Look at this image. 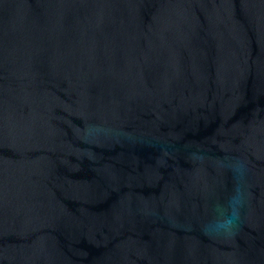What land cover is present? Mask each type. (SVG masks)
I'll list each match as a JSON object with an SVG mask.
<instances>
[{"label":"water","instance_id":"95a60500","mask_svg":"<svg viewBox=\"0 0 264 264\" xmlns=\"http://www.w3.org/2000/svg\"><path fill=\"white\" fill-rule=\"evenodd\" d=\"M0 264H264V0H0Z\"/></svg>","mask_w":264,"mask_h":264},{"label":"clouds","instance_id":"9594fccd","mask_svg":"<svg viewBox=\"0 0 264 264\" xmlns=\"http://www.w3.org/2000/svg\"><path fill=\"white\" fill-rule=\"evenodd\" d=\"M238 219V215H234L233 218L228 220V226L234 225L235 221Z\"/></svg>","mask_w":264,"mask_h":264}]
</instances>
